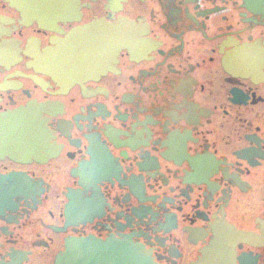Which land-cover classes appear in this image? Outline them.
<instances>
[{
	"label": "flooded vegetation",
	"instance_id": "flooded-vegetation-1",
	"mask_svg": "<svg viewBox=\"0 0 264 264\" xmlns=\"http://www.w3.org/2000/svg\"><path fill=\"white\" fill-rule=\"evenodd\" d=\"M0 264H264V0H0Z\"/></svg>",
	"mask_w": 264,
	"mask_h": 264
}]
</instances>
